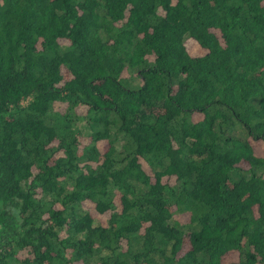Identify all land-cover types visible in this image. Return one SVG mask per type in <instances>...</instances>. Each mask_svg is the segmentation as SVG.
<instances>
[{"label": "trees", "instance_id": "1", "mask_svg": "<svg viewBox=\"0 0 264 264\" xmlns=\"http://www.w3.org/2000/svg\"><path fill=\"white\" fill-rule=\"evenodd\" d=\"M0 264H264V0H0Z\"/></svg>", "mask_w": 264, "mask_h": 264}, {"label": "rangeland", "instance_id": "2", "mask_svg": "<svg viewBox=\"0 0 264 264\" xmlns=\"http://www.w3.org/2000/svg\"><path fill=\"white\" fill-rule=\"evenodd\" d=\"M186 45L188 47V49L190 50V52L192 53H199V47L197 46V44L195 42H193L192 40H188L186 42ZM99 148H103L104 147V143H99L98 144ZM101 219H105V217H101Z\"/></svg>", "mask_w": 264, "mask_h": 264}]
</instances>
